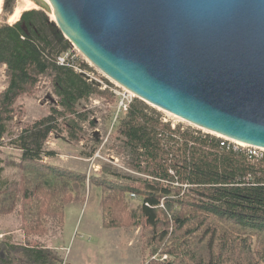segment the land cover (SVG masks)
I'll return each mask as SVG.
<instances>
[{"label":"trees","instance_id":"trees-1","mask_svg":"<svg viewBox=\"0 0 264 264\" xmlns=\"http://www.w3.org/2000/svg\"><path fill=\"white\" fill-rule=\"evenodd\" d=\"M12 3L6 0L4 10L11 12ZM68 52L72 45L42 10L29 9L16 22L0 24V66L8 79L0 93V215L16 212L24 237L23 243L0 240V264H63L56 250L29 240L47 234L49 220L63 226L65 208L83 200L86 176L45 162L44 157L56 155L45 144L63 131L79 143V122L94 126L79 107L105 95L83 73L55 63ZM45 75L57 101L47 116L24 125L5 144L22 117L18 101ZM115 133L118 152L141 176L121 175L104 165L89 178L101 191L103 228H139L147 264H264V155L254 158L222 140L171 128L137 99L118 115ZM92 141L96 146L88 158L98 144ZM7 145L21 153L19 158L5 156ZM6 167L20 169V178L3 183ZM127 193L140 199L136 209L129 208ZM154 254L170 259L150 260Z\"/></svg>","mask_w":264,"mask_h":264},{"label":"water","instance_id":"water-1","mask_svg":"<svg viewBox=\"0 0 264 264\" xmlns=\"http://www.w3.org/2000/svg\"><path fill=\"white\" fill-rule=\"evenodd\" d=\"M32 2L137 99L264 150V0Z\"/></svg>","mask_w":264,"mask_h":264},{"label":"rangeland","instance_id":"rangeland-1","mask_svg":"<svg viewBox=\"0 0 264 264\" xmlns=\"http://www.w3.org/2000/svg\"><path fill=\"white\" fill-rule=\"evenodd\" d=\"M5 1L0 0V24L16 22L23 11L33 8L40 10L32 0H13L12 11L7 12L3 8ZM18 13L19 16H17ZM47 15L53 21L51 15ZM72 52L79 65L85 64L87 66V69L82 68V70L88 81L91 80L98 85V90L105 92V95L93 96L79 107V110L84 108L88 113V120L94 121V126H90L87 122H79L82 140L77 144L72 143L64 131L59 136L51 135L45 144V150L53 151L56 155L43 159L53 166L85 174L86 188L82 193L83 200L81 202L71 203L65 208L64 222L61 228L58 227L56 221L49 220L47 234L40 238L31 237L29 241L31 244L40 243L46 248L56 250L63 264H138L140 260L139 264H147V260L145 261L141 254L140 229L103 228L102 208L100 206L101 191L89 184V178L98 176L101 167L104 165L117 170L121 175L141 176L129 168L127 157L117 150L120 143L115 133L116 122L114 118L120 102V94L129 91L103 75L74 46H72ZM7 81L5 67L0 66V93L6 88ZM56 101L57 97L54 94L50 76H41L33 93L18 101L17 105L22 112V117L19 123H14L4 137V143L7 144L10 138H14L24 125L47 116ZM139 101L142 102L148 112L156 114L161 120L164 119L168 123L181 126L184 129L223 140L221 137L199 129L147 102ZM93 139L98 141L95 150L97 156L89 160L86 154L92 152V148L96 146L95 142L92 141ZM231 144L245 146L239 143H237L239 145ZM242 148L248 149L247 147ZM3 150L5 156L14 158H19L21 154L9 145ZM21 173L18 168L6 167L1 174L2 182L16 181L20 178ZM126 199L131 209H136L140 204V199L137 196L131 197V193L126 194ZM19 226L20 219L16 212L5 216L0 215V240H7L10 243H23L24 237L19 231ZM121 230H131L133 233H137V237L135 236L130 246L124 240L125 235ZM168 259H170L168 255L154 254L150 257V260L158 262Z\"/></svg>","mask_w":264,"mask_h":264},{"label":"built area","instance_id":"built-area-1","mask_svg":"<svg viewBox=\"0 0 264 264\" xmlns=\"http://www.w3.org/2000/svg\"><path fill=\"white\" fill-rule=\"evenodd\" d=\"M55 63L59 66H67V67H72L75 71L77 72H80V73H84V71L82 70L81 66L78 64L77 62V58H75V56L73 55V52H68L67 54H64V55H61V56H58L55 58ZM91 81V80H89ZM121 97H120V102L118 104V107H117V113L115 115V118H114V121L116 122V119L118 117V115L120 113H124L127 111V108L128 106L130 105V103L133 101V98H135V96L132 94V93H129V92H126L124 94H120ZM163 123H168L166 120H161ZM171 125V128H175V126L177 125H173L171 123H169ZM184 129V128H183ZM222 142H226L232 146H234V148H241V149H244L245 148H242V147H247L248 149L245 150L249 155L253 156L254 158H261L264 154V150L263 149H260V148H255V147H250V146H235L231 143H235L237 144L235 141H232V140H229L227 138H223L221 137ZM221 142V145H223V143ZM239 145V144H237ZM97 152L95 151L91 157L87 158L89 160H91L92 158L94 159L97 154ZM111 161V160H110ZM131 197H135V195L131 194Z\"/></svg>","mask_w":264,"mask_h":264},{"label":"crops","instance_id":"crops-1","mask_svg":"<svg viewBox=\"0 0 264 264\" xmlns=\"http://www.w3.org/2000/svg\"><path fill=\"white\" fill-rule=\"evenodd\" d=\"M121 231H123L122 233L125 235L124 240L127 242L128 246H130L131 242H133V240H134L135 236L137 235V233L136 232L133 233L131 230H121ZM60 248H62V247H60ZM140 262H141V260L139 261V263Z\"/></svg>","mask_w":264,"mask_h":264},{"label":"bare ground","instance_id":"bare-ground-1","mask_svg":"<svg viewBox=\"0 0 264 264\" xmlns=\"http://www.w3.org/2000/svg\"><path fill=\"white\" fill-rule=\"evenodd\" d=\"M39 1H43V2H45V3L51 8V11H52V6H51L49 0H39ZM17 16H19V13L17 14ZM51 17H52L53 20H54L53 11H52V13H51ZM236 143H238V142H236ZM239 144H241V143H239ZM242 145H243V144H242Z\"/></svg>","mask_w":264,"mask_h":264}]
</instances>
